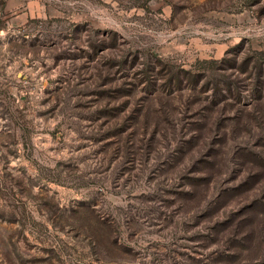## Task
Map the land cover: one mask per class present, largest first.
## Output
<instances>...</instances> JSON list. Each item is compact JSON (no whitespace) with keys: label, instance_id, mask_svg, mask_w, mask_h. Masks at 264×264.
Masks as SVG:
<instances>
[{"label":"rangeland","instance_id":"374dc122","mask_svg":"<svg viewBox=\"0 0 264 264\" xmlns=\"http://www.w3.org/2000/svg\"><path fill=\"white\" fill-rule=\"evenodd\" d=\"M0 264H264V0H0Z\"/></svg>","mask_w":264,"mask_h":264}]
</instances>
